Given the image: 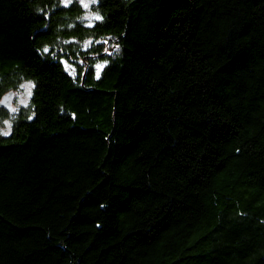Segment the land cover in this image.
I'll use <instances>...</instances> for the list:
<instances>
[{
    "label": "trees",
    "instance_id": "16d2710c",
    "mask_svg": "<svg viewBox=\"0 0 264 264\" xmlns=\"http://www.w3.org/2000/svg\"><path fill=\"white\" fill-rule=\"evenodd\" d=\"M92 10L0 0V264H264V0Z\"/></svg>",
    "mask_w": 264,
    "mask_h": 264
},
{
    "label": "rangeland",
    "instance_id": "374dc122",
    "mask_svg": "<svg viewBox=\"0 0 264 264\" xmlns=\"http://www.w3.org/2000/svg\"><path fill=\"white\" fill-rule=\"evenodd\" d=\"M65 4H69L73 0H62ZM85 10L86 18L93 16V6L96 0H78ZM32 83L29 81H21L14 89L8 90L0 99V106L4 108L6 114L0 121V133H8L11 129L12 121L18 117L20 111L27 107L31 94Z\"/></svg>",
    "mask_w": 264,
    "mask_h": 264
},
{
    "label": "snow or ice",
    "instance_id": "6c2138e0",
    "mask_svg": "<svg viewBox=\"0 0 264 264\" xmlns=\"http://www.w3.org/2000/svg\"><path fill=\"white\" fill-rule=\"evenodd\" d=\"M5 135H7V133H5Z\"/></svg>",
    "mask_w": 264,
    "mask_h": 264
}]
</instances>
